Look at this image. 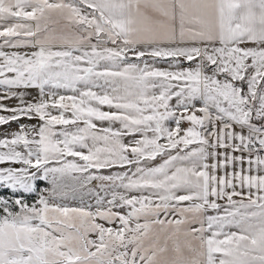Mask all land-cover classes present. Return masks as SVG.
I'll use <instances>...</instances> for the list:
<instances>
[{
  "label": "snow or ice",
  "instance_id": "1",
  "mask_svg": "<svg viewBox=\"0 0 264 264\" xmlns=\"http://www.w3.org/2000/svg\"><path fill=\"white\" fill-rule=\"evenodd\" d=\"M0 264H264V0H0Z\"/></svg>",
  "mask_w": 264,
  "mask_h": 264
},
{
  "label": "rangeland",
  "instance_id": "2",
  "mask_svg": "<svg viewBox=\"0 0 264 264\" xmlns=\"http://www.w3.org/2000/svg\"><path fill=\"white\" fill-rule=\"evenodd\" d=\"M11 127L14 129V128L16 127V125H15V124H13Z\"/></svg>",
  "mask_w": 264,
  "mask_h": 264
}]
</instances>
